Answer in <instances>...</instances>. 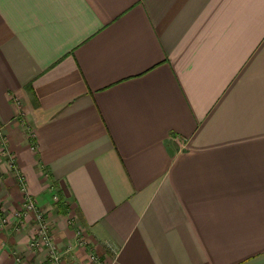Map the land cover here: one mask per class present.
I'll list each match as a JSON object with an SVG mask.
<instances>
[{
    "label": "crops",
    "instance_id": "obj_1",
    "mask_svg": "<svg viewBox=\"0 0 264 264\" xmlns=\"http://www.w3.org/2000/svg\"><path fill=\"white\" fill-rule=\"evenodd\" d=\"M0 125L66 264H264V0H0Z\"/></svg>",
    "mask_w": 264,
    "mask_h": 264
},
{
    "label": "built area",
    "instance_id": "obj_2",
    "mask_svg": "<svg viewBox=\"0 0 264 264\" xmlns=\"http://www.w3.org/2000/svg\"><path fill=\"white\" fill-rule=\"evenodd\" d=\"M2 127L0 125V140H7L5 135H1ZM7 142V141H6ZM4 142V144H6ZM35 147V146H34ZM7 160L12 166H14V155L10 152L6 153ZM20 178V188L24 195L22 202L20 203L19 208H16L13 211L15 218L18 219L17 230L25 224L27 217L33 215L35 221V232L29 241V245L33 249H46L48 252L47 260L44 264H66V254L72 250V247L69 246L66 249H61L57 242L54 239V236L51 233V227L47 220L46 214L43 210L40 209L37 201L30 195L28 192L27 185L25 183V178L19 173L17 174ZM0 207L2 205L0 203ZM7 217H3V220L0 221V225H5L7 223ZM27 223V222H26ZM77 235L80 236V244L86 246L88 244L87 238L83 235V231L78 229ZM89 260L91 262H99V256L95 253H89ZM70 264H79L76 261H72Z\"/></svg>",
    "mask_w": 264,
    "mask_h": 264
},
{
    "label": "rangeland",
    "instance_id": "obj_3",
    "mask_svg": "<svg viewBox=\"0 0 264 264\" xmlns=\"http://www.w3.org/2000/svg\"><path fill=\"white\" fill-rule=\"evenodd\" d=\"M2 127V126H1ZM1 135H5V133L3 132V128H2V132H1ZM6 136V135H5ZM7 141V140H6ZM5 140L3 141L2 139L0 140V143H1V146H2V148H1V150H0V161L4 158V157H6L7 158V155H6V153L7 152H10L11 153V151H10V149H8L7 148V142H6ZM4 142H6V144H4ZM12 155H14L13 153H11ZM14 159H15V157H14ZM7 163H8V166H9V168L12 170V171H17L16 169H17V162H16V159H15V161H14V166H12L11 164H10V162L9 161H7ZM24 178H25V174H23V173H20ZM20 177L19 176H15V183L17 184V186L20 188V179H19ZM27 178H25V183H26V185H27V188H28V192L30 193V191H29V185H28V181L26 180ZM20 192H22L21 191V188H20ZM21 195H22V197L24 198V195H23V193H21ZM30 195L33 197V195L30 193ZM34 198V197H33ZM58 198H60V197H58ZM35 199V198H34ZM23 200V199H22ZM59 201V199H57V202ZM0 203H1V205H2V208L0 207V221H2L3 220V217H7V220H8V222L7 223H5V225H0V230H7V229H9L10 227H14V229H15V231L17 230L16 229V227H17V225H18V219L17 218H15V216H14V214H13V212L11 213V215H9L7 212H6V206H7V204H8V202L6 201V199L5 198H0ZM38 203V202H37ZM40 207V206H39ZM40 209L41 210H43L41 207H40ZM44 211V210H43ZM44 213H45V211H44ZM28 218V217H27ZM25 226H26V222H25V224L21 227V229H19V230H17V231H20V230H22L23 228H25Z\"/></svg>",
    "mask_w": 264,
    "mask_h": 264
},
{
    "label": "trees",
    "instance_id": "obj_4",
    "mask_svg": "<svg viewBox=\"0 0 264 264\" xmlns=\"http://www.w3.org/2000/svg\"><path fill=\"white\" fill-rule=\"evenodd\" d=\"M64 198L61 196L58 201V210L63 211L65 206V201H63Z\"/></svg>",
    "mask_w": 264,
    "mask_h": 264
}]
</instances>
